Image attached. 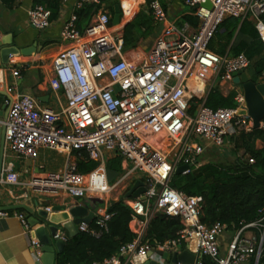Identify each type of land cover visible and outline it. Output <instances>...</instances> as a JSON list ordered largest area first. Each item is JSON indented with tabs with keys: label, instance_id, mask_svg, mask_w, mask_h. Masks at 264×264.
I'll return each instance as SVG.
<instances>
[{
	"label": "built area",
	"instance_id": "built-area-1",
	"mask_svg": "<svg viewBox=\"0 0 264 264\" xmlns=\"http://www.w3.org/2000/svg\"><path fill=\"white\" fill-rule=\"evenodd\" d=\"M182 1L193 8L199 20L196 31L189 32L188 23L180 27L173 24L160 2L150 1L154 20L164 26L146 50L144 61L133 66L125 56L123 32L111 26V15L100 7V0H79L77 8L93 4L97 12L83 31L76 27L74 13L63 26L62 39L69 44L54 57L48 77L50 89L66 97L65 105L58 110L41 107L31 94L18 91L15 83H7L5 72L9 66L0 64V109L3 104L6 107L5 116L0 115V126L4 127L5 147L30 158L36 157L41 147L75 153L63 168L34 176L26 183L7 165L4 171L12 175L7 179L10 183L26 185L47 196L62 191L75 199H103L113 189L105 182L104 150L114 151L130 163L131 169L124 177L130 172L143 177L145 198L125 200L135 214L136 237L120 245L113 255L89 264H145L150 251H170L179 246L210 258L214 264H243L250 259L258 264L264 257V210L257 220L237 229L222 253L218 237L226 226L204 223L201 197L169 184L178 166L189 165L182 174L188 173L202 164L199 158L206 148L222 147L227 135L252 128L249 116L237 114L243 102L241 92H236L233 107L212 109L205 104L208 86L210 90L218 78L220 82L230 79L251 62L244 53L218 54L209 43L227 17H251L264 45V0ZM206 1L209 7L203 5ZM50 15L51 10L41 4L28 9L30 24L39 30L49 26ZM9 68L19 76V69ZM195 97L201 100L194 115H190ZM158 133L171 139L168 152L147 139V135ZM175 150L174 160H168ZM83 155L99 162L86 174L78 170V159ZM104 205L95 213L97 228L81 222L78 230L96 238L108 232L112 213L107 211L108 203ZM45 208L50 211L49 206ZM155 213L180 218L183 227L177 237L155 244L149 239L143 241L145 228ZM7 215L8 211L0 210V217ZM14 215L24 232L30 234L32 228L25 214L16 211ZM248 228H256L258 235H245ZM30 243L35 260L41 262L42 244L36 237H31Z\"/></svg>",
	"mask_w": 264,
	"mask_h": 264
},
{
	"label": "crops",
	"instance_id": "crops-1",
	"mask_svg": "<svg viewBox=\"0 0 264 264\" xmlns=\"http://www.w3.org/2000/svg\"><path fill=\"white\" fill-rule=\"evenodd\" d=\"M78 1L79 0H57L56 8L51 9L49 26L45 29L39 30L33 27L28 19V9L34 5H39L34 4V0H13L12 2L0 0V36L10 33L12 35L13 43L19 47H26L32 44H37V47H40V49L32 55H13L10 57V59H15L18 61V63H20V66L17 65V62L15 64V67L20 70V74L19 76H15L12 69L8 67L5 72L6 82L15 83L18 91L31 94L33 97H35L41 107H50L58 110L66 103V97L63 92L60 91L58 93H54L50 89L48 77L50 75L51 63L54 57L62 48L68 46L69 44L67 41L62 39V30L64 24L70 18V16L73 13L76 14V11L80 9L77 8ZM150 1L152 0H111V9H109L107 4H105L104 7L100 6L111 15V26L120 30H122L125 24L133 19L140 10L146 11L151 16V32L145 38L147 39V48L144 49L141 47L144 45L143 41L139 46L125 51L126 58L133 66H136L144 61L146 50L154 42L156 36L164 26V24L157 23L154 20L152 10L149 7ZM158 1L162 5L167 18L173 24L180 27L184 23H188L189 32L196 31L199 20L193 14V8L185 5L182 0ZM115 4H118L120 7V20L118 25H114L112 23L113 7ZM41 5L46 6L47 4ZM46 7L48 8V6ZM96 12L97 10L93 12L91 17L80 20V23H76V27L80 31H83L84 28L91 22ZM236 19L239 21V25L234 29L231 35L228 32H225L226 29L220 25L210 41L215 49L225 45L223 54H228L230 56L244 53H235V48L240 41L246 43L252 41V38L248 34H245L239 30L240 24L244 20L249 21L255 28L254 20L251 17H246L245 19ZM246 72L247 75L252 79L251 68H247ZM257 80L264 81V74L261 75ZM212 87H214V85ZM208 88L207 90L209 92ZM232 89L239 91V85L233 81V76L230 78L229 83H222L220 91L223 95H228ZM229 136L230 134L227 135L225 139L226 142L224 148L226 149H230L232 147V144L229 141ZM147 137L149 141L153 142L165 152H168L170 144H172L171 139L163 133L150 134L147 135ZM256 146L259 148L262 147L263 142L261 140H257ZM209 148L217 150V152L220 153V148L213 146ZM103 152L105 182L109 186H112L113 189L109 193L104 194L103 199L92 196H86L82 198V204L88 206L90 209L95 208L101 203L106 204V201H108L109 206L111 203L121 199H123L125 202L126 199L134 198H126L125 194L136 180L143 179V177L138 172H130L129 176L124 177L125 173L131 169L130 163L114 151L104 150ZM228 153L229 152L226 153V157H231L232 154L230 153L229 156H227ZM239 154H242V150L239 152ZM202 155L200 156L199 161L202 164L208 162L202 160ZM74 156L75 153L68 155L67 153L56 149L41 147L38 150L37 156L30 158L19 156L12 152L9 148H4L0 176L2 178L0 181V210L8 211V215L0 217V264H44L42 260L41 262H37L35 260V251L30 243L31 235L24 232L19 218L14 215V212L16 211H20L26 215V210L24 208L11 209L12 207L17 205H26L35 212L37 208L34 206L35 199H38L40 206H49L50 209L54 205H66V209H68L72 205L79 203V199H75L62 191L56 195L47 196L40 192L32 191V189L28 188L26 185L12 184L7 180L12 175L4 171L5 166L11 165L12 172L17 173L19 179L26 183L34 176H39L45 172L63 168L68 158H73ZM80 160L81 158L78 159V170L85 174L94 170L99 163L96 160L88 159L95 161L96 166L88 171H81L79 169ZM116 165H119V170L113 168ZM137 226L138 225L136 224L135 220L131 219L129 222V228L133 233ZM236 231L237 229L226 228L219 235L218 242L222 253L226 252L228 244L232 240ZM244 233L247 236H257L259 232L256 228H248L244 231ZM59 234L66 240V242L68 238L75 235H70V233L65 229H62ZM149 242L151 244H155V241L152 243L149 240ZM176 249L177 248L167 252L171 253ZM151 254V257H157L161 259V256H158L155 251ZM60 255L56 256L55 258L56 264L64 263L63 261H59ZM197 255L199 264H201L202 261L205 262V264H214L210 258L202 257L199 254ZM162 264L175 263H173L171 259H163ZM243 264H254L253 259H250Z\"/></svg>",
	"mask_w": 264,
	"mask_h": 264
},
{
	"label": "trees",
	"instance_id": "trees-1",
	"mask_svg": "<svg viewBox=\"0 0 264 264\" xmlns=\"http://www.w3.org/2000/svg\"><path fill=\"white\" fill-rule=\"evenodd\" d=\"M6 1L12 2L13 0ZM103 1L105 0H100L101 3ZM34 4H47L46 6L51 10L56 8L57 0H34ZM95 10H97L96 5L85 4L76 11V23L91 17ZM151 23V16L144 10H140L133 19L127 22L122 29L124 50L139 46L151 32ZM220 25L226 29L225 32L231 35L239 25V21L234 17H228ZM239 30L248 34L252 41L249 43L240 41L235 48V53L244 52L250 59L251 63L248 68H251L252 80L255 81L264 74V46L249 21L244 20ZM224 46L215 49L209 43V48L218 54H223ZM235 94L232 92L223 95L219 89L211 87L206 95L205 104L212 109L233 107L236 105ZM200 100L193 98L192 107L189 110H194L193 108ZM257 140L263 142L262 147L256 146ZM229 141L232 144L230 149L224 148L225 146L216 148H220V153H231L235 156L234 161L229 163L208 161L198 167H193L186 174L174 172L169 184L188 195L201 197V220L204 223L220 222L226 228L238 229L245 223L257 220L261 216V211L264 210V127H252L249 131L239 129L229 136ZM241 150L242 154L239 155ZM95 166L96 162L88 160L86 155L81 157L79 162L81 171H88ZM113 168L120 169L119 165ZM107 211L112 213L108 222L109 231L99 238L79 231L68 238L59 261L89 264L103 260L116 253L120 245L136 237V234L129 228V222L135 214L123 199L111 203ZM89 226L97 228L95 217ZM182 227L179 217L155 213L149 220L142 238L143 240L149 239L152 243L154 241L163 242L177 237ZM258 264H264V257L259 259Z\"/></svg>",
	"mask_w": 264,
	"mask_h": 264
},
{
	"label": "water",
	"instance_id": "water-1",
	"mask_svg": "<svg viewBox=\"0 0 264 264\" xmlns=\"http://www.w3.org/2000/svg\"><path fill=\"white\" fill-rule=\"evenodd\" d=\"M204 6H210L209 1L203 3ZM120 20V7L115 4L113 7L112 23L118 25ZM147 39L144 40V49L147 48ZM40 47L37 44H32L26 47H19L13 43L12 35L10 33L0 36V64L8 65L9 67L20 66L15 59H10L13 55L29 56L34 54ZM233 81L239 85V92L243 95V102L238 109V115H247L252 120V127H264V81L252 80L246 70L239 71L233 74ZM6 107L3 104L0 109V115L5 116ZM5 148L4 127L0 126V176L1 166L3 160V153ZM189 165L182 164L175 169V173L182 174ZM1 178V177H0ZM145 192L144 182L142 180H136L130 189L125 194V197H141L144 199ZM83 199H79V203L72 205L66 209V205H54L50 211L45 206H40L38 199L34 200V206L37 207L35 212L33 209L26 205H17L13 208H24L26 210V218L28 224L31 226L30 235L36 237L42 244V256L41 260L44 264H56V256L63 253L66 240L61 237L59 232L62 229L67 230L70 235L78 232L77 226L81 222L90 223L95 217V213L102 211L105 208L104 204H100L93 209L82 204ZM108 203V201H106ZM152 251L149 252V259L145 264H162L163 259L169 260L175 264H199L198 255L191 252L187 247L182 248L179 246L173 252L156 251L160 258L151 257ZM127 264H131L130 262ZM205 264V262H201Z\"/></svg>",
	"mask_w": 264,
	"mask_h": 264
},
{
	"label": "rangeland",
	"instance_id": "rangeland-1",
	"mask_svg": "<svg viewBox=\"0 0 264 264\" xmlns=\"http://www.w3.org/2000/svg\"><path fill=\"white\" fill-rule=\"evenodd\" d=\"M105 4H107L109 6V9H111V0H105V1H103V3H101L100 6H103L104 7ZM171 38H173V37H166L167 40H169ZM229 82H230V79H227V80H225L223 82H220V80L218 78L217 81L214 84V87L220 90V87H221L222 83H229ZM225 90H226V87H225ZM232 92L236 93L237 90L236 89H232V91H230V93H232ZM191 107H192V104L190 105V108L189 109H191ZM193 109L194 110H192V111L189 110V114L190 115H194L195 110H196V106ZM226 153L227 152H225V153L224 152L219 153V152H217V150H213V149H210L208 147V148L205 149V152L202 155V160L203 161H216V162H223V163H227V162L229 163L231 161H234L235 156L226 157ZM229 154L230 153H228L227 156H229ZM175 155H176V150L169 155L168 160L173 161L174 158L176 157Z\"/></svg>",
	"mask_w": 264,
	"mask_h": 264
},
{
	"label": "bare ground",
	"instance_id": "bare-ground-1",
	"mask_svg": "<svg viewBox=\"0 0 264 264\" xmlns=\"http://www.w3.org/2000/svg\"><path fill=\"white\" fill-rule=\"evenodd\" d=\"M199 93H201V92H199Z\"/></svg>",
	"mask_w": 264,
	"mask_h": 264
}]
</instances>
